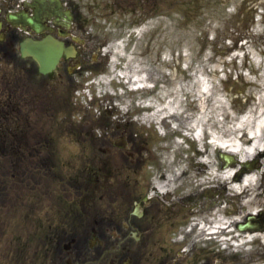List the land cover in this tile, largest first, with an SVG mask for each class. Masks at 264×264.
<instances>
[{"label": "rangeland", "instance_id": "374dc122", "mask_svg": "<svg viewBox=\"0 0 264 264\" xmlns=\"http://www.w3.org/2000/svg\"><path fill=\"white\" fill-rule=\"evenodd\" d=\"M98 1L83 0L82 7L88 25L97 36L107 39L114 56L113 66L127 65L137 79L144 78V84L153 83L155 93L150 97L152 102L147 103L158 105L160 112L174 115L180 124H186L188 128H193L194 125L209 128L217 141H228L232 146L240 133L238 128L250 126L243 124L246 119L252 118L251 123H254L264 115V0H126L120 3L116 0ZM141 6L147 13L140 22L133 24V10ZM0 60L5 62L2 57ZM16 77L15 73L9 71V67L0 66V103L11 105L17 101L18 89L14 82ZM27 77L31 78L33 74L29 72ZM3 80L9 83H4ZM85 83L76 87L81 90ZM219 84H223L224 89H220ZM25 85L23 108L29 110L33 105L36 115L41 116V124H36L34 128H21L22 110L15 108L17 122L11 128L0 127V143H8L16 149L15 153L6 151V155L0 152V185L6 188L7 194L6 205L1 204L4 198L0 199V264H52L53 244L50 242L51 238L46 236L53 231L75 228H68L64 224H55L49 228L46 222L41 223V220L52 214L61 217L59 212L66 205L62 201L64 197H57L60 194L59 189L64 188V185L55 183L53 175L69 176L68 172L72 170L68 168L64 157L72 156L73 166H76L72 174H75L77 183L82 184L84 176L77 167L83 164L81 150L84 152L87 149L81 148L84 146H81V142L86 141L89 146L100 134L98 128L93 127L103 124L104 120L102 117L96 119V114L111 103V100L108 102L102 98L93 106H88L78 94L82 90H74L75 98L62 114L65 119L61 123L63 128H48L47 113L52 112V108L47 109L44 101L55 89V82L48 78L45 79L43 87L33 81L28 84L25 82ZM104 88L107 90L109 87L105 85ZM107 96L112 97L119 114L128 118L129 128L139 134L136 143L144 144V130L141 128H149L144 133L148 137L145 145L153 152L141 158V150L136 149L138 160L135 162L130 157L123 158L120 152L114 154L111 168L121 179L120 185L104 182L103 178L98 184L92 181L93 190L88 194L97 202L91 208L98 209H104L105 202L99 195H106L108 188L114 189L108 197L132 193L135 190L143 192L142 188L148 187V179L153 181L156 178L161 160L170 157L172 147L176 150V144L169 137L164 139L156 130L151 122V115L139 114L138 108L131 110L130 98L138 99L139 92L126 93L125 97H114L110 94ZM180 110L182 112L171 114ZM1 117L0 123L6 126ZM39 119L35 116L36 121ZM10 120L11 118L8 124L11 123ZM108 120L109 118L106 119ZM166 122L164 120L163 123ZM149 124L153 127H149ZM141 125L143 127L140 128ZM208 136V132H205V137ZM53 146L59 149L50 152L48 147ZM209 146L213 149L208 152V157L213 161L211 167L197 163V168L193 170L191 162L200 160L196 157L194 159L191 152L181 154L185 157V167L189 173L187 182L194 179L192 184H196V177L201 172L207 174L200 181L205 188L217 185L221 189L225 181L220 180L223 174L220 169V150ZM24 147L31 148V155L30 150ZM100 152L99 150L98 153ZM148 155H152L150 160ZM252 156L250 153L248 158ZM20 157L22 167L30 164L33 173L40 174L35 177L36 181H32L33 186L38 188L31 190L30 194L27 193L26 183L18 179L22 169H14V164H18L17 159ZM138 163L140 170L132 169L134 166L138 167ZM45 168L51 171L45 174ZM150 172L153 173L152 176ZM256 176V184L259 185L260 172ZM192 187L190 185L188 190ZM170 188H177L174 179ZM230 190V193H237ZM254 196L257 204L253 210H264V192ZM226 199L216 206L227 204L232 209L228 214L229 219L239 217L245 220L247 212L242 206L244 200H241V196L236 203L232 202L233 198ZM176 230V227L171 228L170 235L176 236ZM190 234L192 235L191 232ZM202 246L208 252L222 253L225 264H235L237 258L241 259L240 264L264 261V239L260 238H256L250 248L239 254L221 250L222 248L214 245Z\"/></svg>", "mask_w": 264, "mask_h": 264}, {"label": "flooded vegetation", "instance_id": "af4514ba", "mask_svg": "<svg viewBox=\"0 0 264 264\" xmlns=\"http://www.w3.org/2000/svg\"><path fill=\"white\" fill-rule=\"evenodd\" d=\"M29 1L31 0H0V20L3 21L0 35L6 41L10 34L9 45H16L23 38L21 34L27 33L13 27L7 20V14L10 10L27 8L25 4ZM68 8L71 9V14L67 12ZM41 19L46 28L41 36L52 33L68 46L76 48L74 55L63 56L55 70L62 83L72 84L80 77L85 80L89 76L88 71L107 62V56L101 51L104 42L96 40L86 26L82 25L72 0H61L60 6L56 4V10H43ZM149 214L146 207L137 217L127 212L107 210L98 218L91 216L87 210H71L65 221L74 224L75 228H65L54 237V264H190L187 259L179 258L178 253L171 254L169 248L158 246L159 237L154 239L155 249L151 248L150 251L148 240H142L144 231L156 228L161 220H154L151 226ZM47 222L63 224L51 217ZM185 249L184 244L183 250ZM192 264L202 263L198 261Z\"/></svg>", "mask_w": 264, "mask_h": 264}, {"label": "bare ground", "instance_id": "6f19581e", "mask_svg": "<svg viewBox=\"0 0 264 264\" xmlns=\"http://www.w3.org/2000/svg\"><path fill=\"white\" fill-rule=\"evenodd\" d=\"M157 110L154 112V115H157L155 113H159L158 111L160 109L156 108ZM153 115V116H154ZM264 120V119H263ZM261 120L260 122L256 121L255 123L251 124L252 118L250 119H246L245 122L243 124H251L250 126L246 127V128H239L238 130H243L244 132L242 133V136L244 133H246V135L248 136V138H251L250 136L254 137L252 144L250 146L249 150H246L245 147L243 146V139L241 134L239 136H237L236 138V142L235 144L232 146V144H230V147L227 148V151L230 153L235 154L236 156H238L241 160H244L246 158H248V153L252 152L254 153L256 156H262L263 152L262 151H258V150H263L264 149V121ZM197 127V126H196ZM197 135L199 136V138L201 139L202 134H200L201 132V128H197ZM245 149V150H244ZM244 150V151H243ZM262 163V169H264V159L260 160ZM231 167L229 168H225L223 171V175L221 176L222 179H224L225 181L227 180H233L232 177V171H231ZM167 178L169 176L165 175ZM255 174L254 172H252V170L250 169V172H247V174H245L243 176V178L241 179V183L243 186L237 184L236 188L239 189L240 187L243 189V191L248 195V199L245 201L244 203V209L245 211H249L252 210L255 207L256 204V197L252 196V185L255 182ZM170 184L168 182H160V181H155L153 183V187L154 189H156L157 192H162L164 190H166V188L169 186ZM226 208H223L222 206H220V208H216L217 213L220 212V210H224ZM236 221H238V218L235 219ZM234 220V221H235ZM229 220H225L223 218H216L215 219V229H220L221 227H223V225L226 223H228ZM201 228H204V226H201ZM243 234H247V235H251L250 232H241ZM258 234L259 237H261L262 239H264V232H255Z\"/></svg>", "mask_w": 264, "mask_h": 264}, {"label": "water", "instance_id": "95a60500", "mask_svg": "<svg viewBox=\"0 0 264 264\" xmlns=\"http://www.w3.org/2000/svg\"><path fill=\"white\" fill-rule=\"evenodd\" d=\"M26 20L29 23L32 22L31 18H26ZM62 50L63 47L50 38H45L40 42L27 40L23 43V53L32 54L39 61L41 71L43 72L49 71L53 68Z\"/></svg>", "mask_w": 264, "mask_h": 264}]
</instances>
